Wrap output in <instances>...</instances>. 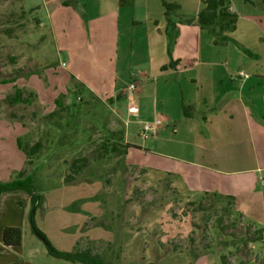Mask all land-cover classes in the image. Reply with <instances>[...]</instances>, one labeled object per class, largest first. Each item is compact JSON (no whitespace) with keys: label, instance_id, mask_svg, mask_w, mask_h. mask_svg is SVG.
<instances>
[{"label":"crops","instance_id":"1","mask_svg":"<svg viewBox=\"0 0 264 264\" xmlns=\"http://www.w3.org/2000/svg\"><path fill=\"white\" fill-rule=\"evenodd\" d=\"M229 1L236 17L231 31L220 33L218 26L201 28L195 23V39L183 44L175 40L173 52L167 51L163 28L155 23L156 29L146 36L143 59L147 70L135 81L137 111L130 112L131 83L125 81L119 65L120 8L89 17L74 5L75 0H62L49 18L57 49L67 55L68 63L48 70V74L52 71L63 78L62 86L55 82L56 90L48 96V114L70 106V93L82 96L87 92L124 123L123 138L130 146L125 154L128 164L158 179L170 176L172 187L183 197L231 199L245 219L264 230V0H245L241 7ZM60 15L61 20L54 22ZM58 25L61 35L56 33ZM105 27L110 31L109 52L102 48L107 38ZM92 37L102 46L94 48ZM170 64L175 67L163 69ZM26 83L16 82L20 90L36 95ZM58 97H66L65 104ZM157 118L163 120L158 134L143 139L142 123ZM11 121L23 127L22 136L3 138L0 147L22 163L15 168L1 165L2 182L13 181L26 171L29 161L19 146L21 142L25 148L22 137H27L29 129L18 118ZM134 133L141 143L131 142ZM59 184L62 190L76 193L61 206L42 200L36 214L38 228L57 250L74 252L90 247L104 264H199L186 252H167L154 245L149 233L133 232L128 217L116 214L112 202L97 196V185L89 189L85 182L67 184L64 178ZM56 204L57 211H51ZM30 209L31 199L25 192L1 196L0 264H82L48 253L43 240L30 228ZM6 227L22 229L21 247L3 244Z\"/></svg>","mask_w":264,"mask_h":264},{"label":"rangeland","instance_id":"2","mask_svg":"<svg viewBox=\"0 0 264 264\" xmlns=\"http://www.w3.org/2000/svg\"><path fill=\"white\" fill-rule=\"evenodd\" d=\"M60 2L0 0V142L3 138L11 140L13 134L22 136L23 127L11 121L18 118L29 129L27 137H22L25 148L42 143L25 171L26 177H33L42 200L61 206L71 193H76L62 190L59 182L73 174L75 160L87 158L89 162L76 180L85 182L89 189L90 185H97V196L112 202L116 214L126 215L133 232L149 233L154 245L167 252H186L199 264H264V230L245 219L233 200L213 195L183 197L172 187L170 176L158 179L127 163L126 143L120 138L125 126L112 109L87 92L82 96L70 93V106L48 114V96L55 92V82L59 87L63 81L60 74H48V70H55L61 62L68 63L67 55L57 49L49 18ZM165 2L177 9L166 15L162 0H129L124 4L120 0H75L74 5L89 17L120 8V73L126 82L135 83L139 74L147 70L143 59L146 36L150 29H156V22L163 28L167 51H174L175 40L183 44L195 39L193 27L196 13L202 9L201 0ZM233 3L241 7L245 0ZM59 20L61 15L53 21ZM105 32L110 35L109 28L105 27ZM56 33L61 35L60 25ZM106 37L102 48L109 52ZM91 42L94 48L102 46L94 37ZM12 79L27 80L36 95L24 88L23 99L29 102L11 105L8 97L19 90L16 82L6 83ZM67 98L59 100L65 104ZM130 140L142 142L136 133L131 134ZM105 144L107 151L102 147ZM114 147L118 150L114 151ZM10 152L0 147V167L7 164L15 168L22 163ZM57 204L51 211H57ZM60 224L61 221L57 228ZM49 226L48 222V229ZM252 237L261 240L249 242Z\"/></svg>","mask_w":264,"mask_h":264},{"label":"trees","instance_id":"3","mask_svg":"<svg viewBox=\"0 0 264 264\" xmlns=\"http://www.w3.org/2000/svg\"><path fill=\"white\" fill-rule=\"evenodd\" d=\"M127 1L128 0H120L122 4L126 3ZM201 3L202 9L199 12L196 20L198 26H200L201 28L212 29L218 26L220 33L231 31L234 28L236 17L230 11L231 3L229 0H201ZM162 4L167 10L166 15H168L171 10L177 9L176 5H169L165 2V0H162ZM173 67H175V64L165 66L163 67V69L166 70ZM16 80L12 79L11 81H7L6 83H14L16 82ZM7 101L11 105L29 102L26 99H23V91H21L20 89L17 90L14 95H10ZM120 138L121 140L124 139L123 134L120 135ZM19 146L23 149L24 153L26 154L29 160L28 164H31V159L39 153L40 149L42 148V143L39 142L35 144L29 150L24 148L21 145V142H19ZM103 146H105V148L103 149L107 151V145L105 144L102 145V147ZM129 148V145L124 146V154H126ZM113 150L117 151L118 149L117 147H114ZM88 162L89 161L87 158L75 160L72 163L73 174L69 175L65 179V183L69 184L75 182L77 176L86 167ZM17 192H25L30 196L31 209L28 215V222L30 228L34 235L38 236L43 240L48 250V253L52 257L72 263L104 264L101 256L95 253V251L90 247H87L85 249H79L74 252H61L51 244L46 235L38 228L36 222V214L42 201V196L40 195L38 189L33 183V177H26L25 171L18 173L13 181L2 182L0 180V198L4 194H11ZM2 240L3 244L6 247L19 248L22 246L23 242V231L21 228L18 227H6L2 233ZM260 240V238L252 237L251 239H249V242L255 243L259 242Z\"/></svg>","mask_w":264,"mask_h":264},{"label":"built area","instance_id":"4","mask_svg":"<svg viewBox=\"0 0 264 264\" xmlns=\"http://www.w3.org/2000/svg\"><path fill=\"white\" fill-rule=\"evenodd\" d=\"M241 77H246L244 73H240ZM128 91L130 93V104L131 106L129 107L130 112H136L137 111V106L134 101V95L135 92L137 91V84L136 83H131V85L128 87ZM163 125V120L160 118L155 119L154 121L151 122H144L142 123L141 129H140V136L143 139H149L158 134V131L160 127Z\"/></svg>","mask_w":264,"mask_h":264}]
</instances>
